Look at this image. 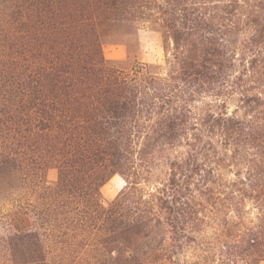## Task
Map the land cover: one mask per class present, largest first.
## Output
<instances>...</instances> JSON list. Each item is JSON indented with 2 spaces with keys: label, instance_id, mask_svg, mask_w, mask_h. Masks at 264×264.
I'll use <instances>...</instances> for the list:
<instances>
[{
  "label": "trees",
  "instance_id": "trees-1",
  "mask_svg": "<svg viewBox=\"0 0 264 264\" xmlns=\"http://www.w3.org/2000/svg\"><path fill=\"white\" fill-rule=\"evenodd\" d=\"M261 261L264 0H0V264Z\"/></svg>",
  "mask_w": 264,
  "mask_h": 264
},
{
  "label": "rangeland",
  "instance_id": "rangeland-1",
  "mask_svg": "<svg viewBox=\"0 0 264 264\" xmlns=\"http://www.w3.org/2000/svg\"><path fill=\"white\" fill-rule=\"evenodd\" d=\"M104 53L108 59L123 60L125 66L136 61L145 63H164L165 50L162 34L150 27L136 29L129 25L115 26L108 32L104 44ZM56 169H49L47 178L50 181L57 179ZM120 175H115L103 187L102 194L105 203L111 201L125 185ZM256 264H264L261 261Z\"/></svg>",
  "mask_w": 264,
  "mask_h": 264
}]
</instances>
